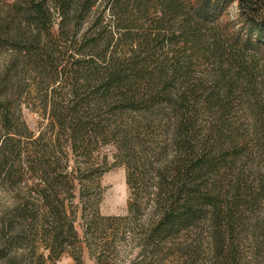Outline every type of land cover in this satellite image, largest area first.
I'll return each mask as SVG.
<instances>
[{"label": "trees", "instance_id": "1", "mask_svg": "<svg viewBox=\"0 0 264 264\" xmlns=\"http://www.w3.org/2000/svg\"><path fill=\"white\" fill-rule=\"evenodd\" d=\"M230 51L264 53V0H0L7 73L31 77L46 116L35 134L0 98V181L27 188L0 212V264H26L19 251L35 246L41 264L70 249L84 264L81 243L95 264H113L123 244L147 264H203L178 247L202 230L207 264H242L239 234L264 193V177L247 167L264 157V104L250 117L261 139L234 134L231 89L222 96L196 75ZM108 146L126 172L124 218L98 213L93 184L109 169Z\"/></svg>", "mask_w": 264, "mask_h": 264}, {"label": "rangeland", "instance_id": "2", "mask_svg": "<svg viewBox=\"0 0 264 264\" xmlns=\"http://www.w3.org/2000/svg\"><path fill=\"white\" fill-rule=\"evenodd\" d=\"M229 10L233 12L234 7ZM10 60V53H0V98H12L14 105L19 108L21 118L28 130L37 134L45 127L46 116L40 108L41 103L38 102V98L34 97L31 77L27 75L14 79L10 73H7ZM221 60L218 63L211 60L209 64L198 68L199 72L196 71V75L203 77L210 88L221 85L220 94L222 96L226 89H231L232 107L229 109L228 115L231 118V132L260 140L262 136L260 133L256 134L250 117L253 113V106H255L254 102H263L264 104V53L242 56L230 51ZM219 64H224L222 70L218 68ZM251 98L256 99L252 101ZM167 138V135L158 133L154 142L166 144ZM104 153L107 156V168L109 169L93 184L97 188L95 194L100 193V200L97 204L98 213L100 217L105 218H124L127 216V205L130 199L126 185V172L123 167L113 164L111 147H105L101 151L102 155ZM247 167L250 168L252 178L254 176L264 177V157L262 155L254 153L253 159ZM256 185L255 183V187ZM26 193L27 188L22 185L14 187L0 181V212L9 208L18 197H23ZM262 196L252 212L245 215V221L239 234L242 264H264V193ZM72 206L76 217L74 228L78 236L82 238L85 221L81 216L78 191L75 193ZM85 216L87 219V215ZM112 224L115 228L119 225L118 222ZM199 232L180 237L178 247L181 249L187 246L193 248L207 264L209 259L208 232L203 230ZM3 242L1 240L2 245ZM78 248V253L84 264H95L84 243H81ZM75 252H72L71 249L67 250L55 264H75L72 258V254ZM41 253L46 254L44 248L40 246L19 251V254H25L26 264H41L36 259V256ZM136 256L137 249L133 248V244H123L118 248L117 255H114L113 264H147V261L136 259ZM172 262L171 259H167L165 264H173Z\"/></svg>", "mask_w": 264, "mask_h": 264}]
</instances>
